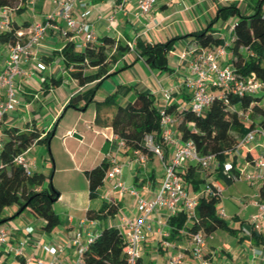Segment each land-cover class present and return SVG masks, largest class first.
Instances as JSON below:
<instances>
[{"label":"crops","instance_id":"crops-1","mask_svg":"<svg viewBox=\"0 0 264 264\" xmlns=\"http://www.w3.org/2000/svg\"><path fill=\"white\" fill-rule=\"evenodd\" d=\"M232 2H237L242 11L247 13H251L255 9V0H157L150 14L139 16L135 0H91L89 2L90 13L86 19L93 24L97 42L103 36L111 35L117 40L132 43L136 47L137 39L155 43L166 42L177 36L180 38L176 40L168 53L170 70L152 69L144 58H137L138 52L135 47L131 49L113 67L119 69L125 64H131V66L128 69L120 70V74L116 75L115 73L114 77L105 79L96 92L94 100L84 109L73 107L65 109L74 94L90 85L80 87L70 75V71L64 66L61 55L55 57L56 52L61 53L69 37L57 28H52L49 31L37 51L22 63V68L27 74L18 77L21 87L20 104L16 110L6 115L1 123L0 133L4 134L2 130L7 126L16 125L23 129L35 123L45 135L53 128L54 122L59 126L61 117L64 118L67 114H72L75 116L74 122L66 123V125L61 124L58 134L55 132L54 135V138H62V144L68 156V164L63 165L58 170L68 173L71 182L74 179L72 173L83 176L86 188L83 190L74 188L60 190V196L53 207L61 222L50 231L45 230L44 220L39 216H37L39 224H41L39 227L34 226L36 224L28 219H25L24 223H16L17 216L5 222L3 225L8 227V237L7 245L0 247V264H27V262L36 264V261L40 259L55 261L58 264L72 262L77 256L78 243L75 242V239H77L79 232H82L80 241L84 244L88 242L89 233H100L103 225H118L123 217L135 219L141 215L137 197L132 195L129 190L114 189L110 181L104 182L96 198H90L89 181L85 175V170L98 165L105 158L108 159V153L112 152L118 161L124 165L122 178L128 187H135L139 194L147 199H152L157 195L164 179V174L161 179L162 182L157 177L158 168L162 166L164 169L163 160L156 153L149 154L144 161L140 160L141 155L136 152L127 153L114 135L111 126L112 118L117 107L134 100L139 91L152 93L159 108L165 104L162 97L164 89L172 90V102L177 104L179 110L189 105L193 94V74L190 63L197 51L207 48L201 47L194 37L186 35L207 27L215 18L218 7L229 5ZM82 10V8L77 7L74 17L81 19ZM52 12L56 13V22L63 27V21L58 14L54 0H29L25 5V10L20 13L13 12L11 18L15 24L21 25L27 22L30 26L44 21ZM235 20L236 18H230L227 21L220 20L213 27L218 36L223 37L225 42L228 41L231 44L234 32L231 31V27ZM8 54L7 43L0 41V72L5 67ZM43 55L48 57L53 55L54 58L45 62L42 60ZM58 57H60L58 61H55V58ZM231 58L232 53L228 48V52L221 60L222 64H230ZM39 62L43 63V68L37 66ZM129 70L133 73H129L128 78H126L123 72H129ZM67 76L69 88L63 90L61 88ZM58 77H63L62 83L46 90L44 82ZM109 95H114L113 100L104 104L105 98ZM188 97L189 100H187ZM0 98H5L4 89H0ZM22 114L25 115L24 119L26 117L27 121L25 120L21 126V122L18 121L23 116ZM50 116H52L51 122L45 126ZM175 128L178 130L176 125ZM75 133L80 137L75 136ZM260 141L258 144L250 143L239 149L238 159L243 161L245 168L250 166L244 158L245 151L248 148L262 150ZM38 144L35 143L31 150ZM163 148L166 157L172 156L173 147L164 145ZM27 156L34 165V170L42 171L45 174L44 168L39 170L38 160L32 161L29 154ZM189 163L191 162L186 160L180 166V170H183L184 166ZM55 169L52 181L57 174ZM213 170L215 169L213 168ZM213 173V176L207 177L211 181L214 180L215 185L220 186L224 192V185L218 183L220 179L216 180L217 170ZM45 175L47 176L45 184H47L49 175ZM242 178L245 179L244 176L240 179ZM235 182L229 185H233ZM249 184L252 185L250 182ZM203 188L191 193L200 192ZM256 191L255 199L245 200L241 206L237 205L235 201L232 202L231 198L228 199L229 203H223L222 206L220 203L219 208L224 212L222 216L233 228L238 230L236 233H230L227 230L219 229L207 236L204 256L209 264H264V254L257 255L255 253L254 250L257 247L249 238L250 234L245 232L246 230L250 231L251 227L254 226L253 217L255 215H259L257 219L258 229L264 232V211L259 206L261 201L258 187ZM127 196L132 199L128 203L126 202ZM243 197L247 198L246 195ZM104 200L117 202L119 204L118 212L107 218L88 220L89 209H99ZM229 204H234V207L230 209ZM19 208V205L14 204L12 213L3 215L13 216ZM241 210L248 211V213L242 214ZM172 216L167 208L150 214L146 237L141 243L140 264H168L171 256H177L181 253L184 256L179 264H200L192 253L190 234L184 232L186 230L173 233L170 224ZM81 220L86 221L81 224ZM238 221L237 226L235 223ZM29 226L34 228L31 233L27 231ZM20 241L26 243L25 257H17L14 253V248ZM244 242L250 245L249 249L242 244ZM46 246L56 247V253L47 250ZM232 246L235 249L240 247L236 257L231 250Z\"/></svg>","mask_w":264,"mask_h":264},{"label":"trees","instance_id":"trees-1","mask_svg":"<svg viewBox=\"0 0 264 264\" xmlns=\"http://www.w3.org/2000/svg\"><path fill=\"white\" fill-rule=\"evenodd\" d=\"M29 0H0V7H10L13 11L22 12ZM264 0H257L255 9L251 13L242 11L237 2L220 6L215 18L205 28L192 32V36L201 47L214 48L225 43L223 37L218 36L213 28L220 20L227 21L236 18L234 22V39L229 49L232 53L231 65L237 77L243 79L253 78L262 83L260 89L253 92L244 91L235 93L232 89L224 90L225 96L220 95L219 89L213 90V99L210 106L203 112L192 110L190 104L179 110L176 103L167 105V112L171 113L176 121V127L184 140L192 139L201 155L214 154L216 156V179H223L227 184L239 180L242 171L238 166L239 153L236 152L239 139L254 126L264 128V105L261 97L257 96L264 91ZM10 29L0 31L2 43H16L22 40L18 31L29 27V23L21 25L10 22ZM180 37H174L166 42L151 43L137 39V58H144L152 69L170 70L168 53ZM131 50L130 43L117 40L111 35H105L97 43H88L85 48L77 49L74 40L68 39L61 53L64 66L70 75L84 90L74 94L66 108L84 109L94 100L96 92L103 81L131 64H125L119 69H114V64L122 59ZM54 56H42V60L49 62ZM136 58V59H137ZM135 59V60H136ZM63 77L51 78L44 82L46 90L51 86H59ZM114 95L105 98L104 104L113 100ZM189 100V97L187 98ZM250 112L251 121L246 122L239 116V112ZM111 126L114 133L124 141V148L128 153L139 151L144 154L153 152L147 147L145 137L148 133H156V142L163 144L161 131V113L156 105L155 96L147 91H139L136 98L125 105H119L112 118ZM56 125L45 135L35 123L21 129L16 125L3 128L4 144L0 150V225L21 214L25 209H30L34 214L44 220L45 230H52L60 224L61 219L54 210V203L60 196V191L54 186L52 178L55 169L52 153L53 168L49 174V182L44 187L47 176L42 171L34 170L28 174L22 165L15 161L18 154L24 152L34 143L44 142L48 146L55 135ZM233 155L229 156L228 152ZM264 153L255 152L251 148L245 151L244 158L248 162L255 160ZM227 162L232 163V168L225 169ZM110 167V161L103 159L98 165L85 170L89 181V196L96 198L104 184V178ZM204 170L196 163H189L179 170L183 177L186 189L195 192L207 184L214 185L209 178L199 176ZM222 189V188H221ZM259 199L264 201V182L259 186ZM222 192L202 193L199 196L197 217L188 219L184 213H178L170 218L173 233L186 230L188 234L201 231L205 238L223 229L236 233L226 218L220 214ZM17 204H26L24 210L13 216H4L5 207ZM18 210V211H19ZM119 204L112 200H104L102 206L95 210L89 209L88 217L99 220L115 215ZM257 248L264 251V232L252 226L250 237ZM125 239L122 231L116 225H103L100 235L90 244L84 253L86 264H126L124 252Z\"/></svg>","mask_w":264,"mask_h":264},{"label":"built area","instance_id":"built-area-1","mask_svg":"<svg viewBox=\"0 0 264 264\" xmlns=\"http://www.w3.org/2000/svg\"><path fill=\"white\" fill-rule=\"evenodd\" d=\"M91 0H54L58 9V14L63 21V27L56 22V13L48 14L46 19L41 22L30 25L27 29H21L17 33L22 36V40L16 43H7L9 54L6 60L4 69L0 72V89L5 90V98H0V125L5 119L6 115L17 109L20 104L21 87L18 77L27 74L22 68L24 60L29 59L34 52L41 46L43 40L52 28H57L61 32L74 40L77 49H83L88 43L97 42V37L93 24L86 19L90 13L89 2ZM137 5V14L144 16L150 14L157 0H135ZM82 8L81 19L74 17L75 9ZM13 9L10 7H0V30L10 29L11 15ZM234 31V25L231 27ZM234 36L231 41H233ZM231 43L228 41L222 45L214 48H207L197 51L194 54L190 63V69L193 74L192 87L193 94L190 101V106L193 111L203 113L211 104L213 99V90L219 89L220 95L225 96L224 90L232 89L235 93L244 91L253 92L261 88L262 83L256 79H243L237 77V74L231 64L223 65L221 60L228 52ZM134 45L130 43V48L134 49ZM43 68L42 62L37 65ZM165 104L159 108L161 113V131L163 135V144L156 142L154 132L148 133L145 137L147 147L161 157L165 167V175L157 195L152 199L142 197L135 187H128L123 176V163L119 162L117 157L112 153H108V160L110 167L106 172L104 182L110 181L112 187L117 190H129L132 195L137 197V204L141 215L135 219L123 217L120 223L116 226L120 228L125 239L124 252L126 255V264H140V248L141 243L146 237V230L149 227L148 220L151 213L158 212L163 208L170 210L171 215L184 213L188 219L197 217V206L199 203V196L204 193H221L222 189L218 185L207 184L200 192L191 193L186 189L183 177L179 174L180 166L187 160L191 163L198 164L204 171L216 167V156L214 154L201 155L197 150L192 139L184 140L176 130V121L171 113L167 112V105L172 102L173 95L171 89H164L162 93ZM239 116L246 122L251 121L250 112H239ZM119 140L120 146L124 147V141L114 133ZM261 140V141H260ZM260 145L264 151V128L259 125L254 126L246 134H244L237 144L236 152L242 146H247L250 143ZM4 144V136L0 133V150ZM35 144V143H34ZM32 144L24 152L17 155L15 161L22 165L28 174L34 171V165L28 158V154L32 149ZM168 145L173 147L172 156H167L163 146ZM140 160H146L148 154L141 153ZM232 156V151L228 152ZM245 157V156H244ZM247 161V160H246ZM248 162V161H247ZM249 167H244L242 176L251 184L259 186L264 182V153L258 157L255 162H248ZM232 168V163L227 162L225 169ZM262 211H264V201L259 204ZM220 214H224L220 210ZM259 215L253 217V224L258 229L259 224L257 219ZM92 220V219H88ZM86 220H81L83 224ZM32 226L27 227L28 232H33ZM188 233L187 231H184ZM250 234L249 230L245 231ZM82 232H79L75 242L78 243L77 256L72 262L65 264H86L84 260V253L89 248L90 244L100 235V233H89L87 243L82 244L80 237ZM192 243V253L200 264H209V261L204 256V247L206 245V238L201 231L190 234ZM8 227L0 226V247L7 245ZM25 241H20L14 248V253L17 257H25ZM46 249L52 253H56L57 249L54 246H46ZM257 255L263 254L260 248L255 249ZM183 254L171 256L168 264H179L183 259ZM27 264H30L27 262ZM36 264H58L55 261L37 260Z\"/></svg>","mask_w":264,"mask_h":264},{"label":"rangeland","instance_id":"rangeland-1","mask_svg":"<svg viewBox=\"0 0 264 264\" xmlns=\"http://www.w3.org/2000/svg\"><path fill=\"white\" fill-rule=\"evenodd\" d=\"M256 4V0L254 2V5ZM229 20V19H228ZM57 57V55L55 56ZM60 57L58 58H55V61H58ZM128 69V68H127ZM132 74L133 72L131 70L128 71H124L123 72V75L126 76V78H128V74ZM117 74H120V72L116 73ZM114 75L110 76V77H114ZM67 78L68 76L65 78L64 82H63V86L61 89H68L69 88V82L67 81ZM257 96L261 97V103L264 105V91L260 92ZM21 113V112H20ZM24 114V113H23ZM22 114V115H23ZM24 116H21L20 117V121L18 122H21V126L24 124V121L26 119H24ZM51 119H52V116H50L48 118V120L46 121L45 123V126L46 124L50 123L51 122ZM75 120V116H73L72 114H67L64 118H60V123H59V126L58 124H56L55 122L52 124V126L54 127L56 125V134H58L59 132V128L61 126V124L63 125H66V123H71V122H74ZM0 129H2V126L0 125ZM3 131V130H2ZM62 138L61 137H57V138H52L51 140V143L50 145L48 146L46 143L44 142H41L39 143L33 150H31V152L29 153V156H30V159L33 161V160H38V164H39V170H42L43 168L45 169V174L49 175L51 174L52 172V159L50 157V154L49 152L52 153L53 157H54V162H55V166H56V171L57 174L55 175V179L53 181V184L54 186L60 191V190H67L69 188H74L76 190H83L84 188H86L85 186V180H84V177L77 174V173H72L74 179L72 180V182L70 181V175L66 172H61L58 170V168L62 167L63 165H67L68 162H67V159H68V156L64 150V147H63V144H62ZM70 141H73V140H70ZM255 152H260V149H255L253 150ZM238 166L241 170H245L244 169V164H243V161L241 159H238ZM215 170H213V168L209 169V170H202L198 173L199 176H202V177H205V176H213V172ZM163 174L165 175V167L163 169V167H159L158 168V180L162 182V178H163ZM217 180V179H216ZM211 182V180H210ZM213 184L214 183V180L212 181ZM218 183L220 185H224V192H223V199H222V202H221V206L223 205V203H226L228 202V199H232V202L235 201V203H237V205H243L244 201L245 200H248V201H251V200H254L255 197H256V190H257V187L258 185L257 184H252L250 185L249 182H247L244 178L240 179V180H237L233 185H229L227 184L223 179H220L218 181ZM47 184H45L46 186ZM161 186V185H160ZM247 196V198L245 199L243 196ZM132 199H129V197L127 196L126 197V202H130ZM229 203V202H228ZM231 207L233 208L234 207V204H229V208L231 209ZM236 208V207H235ZM14 209V205H10V206H7L5 207L4 209V212L3 214H8V213H12ZM242 214H247L248 211H243L241 210L240 211ZM242 216V215H241ZM245 216V215H243ZM17 222L19 223H24V220L25 219H28V220H31L32 222H34L36 225L34 226H37L39 227L41 224H39V221L37 219V215L34 214L32 211L30 210H24L19 216L16 217ZM239 224V221L238 223H235V225L238 226ZM263 226H264V221H263ZM245 245V247L247 249H249L250 245L247 244L246 242L242 243ZM234 248V249H233ZM240 248V247H239ZM238 248V249H239ZM252 249H254V247H251ZM237 248L235 249V247H231V250L233 251L234 253V257H236V253H237ZM255 251V250H254ZM263 254H264V251H263ZM158 264V263H157Z\"/></svg>","mask_w":264,"mask_h":264},{"label":"water","instance_id":"water-1","mask_svg":"<svg viewBox=\"0 0 264 264\" xmlns=\"http://www.w3.org/2000/svg\"><path fill=\"white\" fill-rule=\"evenodd\" d=\"M75 136L80 137L77 133H75ZM25 207H26V204L21 207V209L18 211V214L21 213L24 210Z\"/></svg>","mask_w":264,"mask_h":264}]
</instances>
